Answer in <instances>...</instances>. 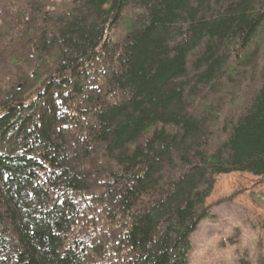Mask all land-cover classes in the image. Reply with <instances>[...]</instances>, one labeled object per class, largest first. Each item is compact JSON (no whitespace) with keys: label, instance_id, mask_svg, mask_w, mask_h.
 I'll return each mask as SVG.
<instances>
[{"label":"trees","instance_id":"16d2710c","mask_svg":"<svg viewBox=\"0 0 264 264\" xmlns=\"http://www.w3.org/2000/svg\"><path fill=\"white\" fill-rule=\"evenodd\" d=\"M230 174L264 180V0H0V264H189Z\"/></svg>","mask_w":264,"mask_h":264},{"label":"rangeland","instance_id":"374dc122","mask_svg":"<svg viewBox=\"0 0 264 264\" xmlns=\"http://www.w3.org/2000/svg\"><path fill=\"white\" fill-rule=\"evenodd\" d=\"M212 219L192 235L189 264H251L264 260V180L246 174L217 179L207 201ZM234 244L229 245L228 240Z\"/></svg>","mask_w":264,"mask_h":264}]
</instances>
